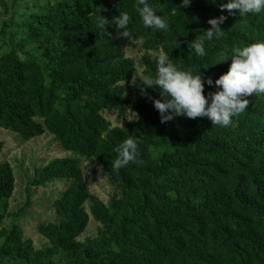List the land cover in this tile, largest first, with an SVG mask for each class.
<instances>
[{
    "label": "trees",
    "instance_id": "trees-1",
    "mask_svg": "<svg viewBox=\"0 0 264 264\" xmlns=\"http://www.w3.org/2000/svg\"><path fill=\"white\" fill-rule=\"evenodd\" d=\"M147 2L167 18V31L144 27L139 0H13L0 17V132L25 143L49 134L76 156L35 170L27 184L29 199L33 188L66 183L53 205L59 222L37 228L49 247L37 250L20 225L29 202L9 211L16 178L0 142V264H264V94L248 97L247 109L219 127L206 117L161 123L140 93L162 53L214 82L234 46L264 40V11L229 14L220 8L228 0ZM96 9L108 21L128 12L129 39L117 38L114 26L112 39L100 30ZM220 15L223 36L205 41L206 55L197 56L193 40ZM129 44L145 53L141 76L126 57ZM216 90L205 85L204 93ZM130 111L135 121L121 128L105 118L112 112L125 121ZM130 136L142 163L114 169L115 148ZM80 158L114 182L119 193L108 205L90 193ZM91 219L97 237L82 243Z\"/></svg>",
    "mask_w": 264,
    "mask_h": 264
},
{
    "label": "clouds",
    "instance_id": "clouds-1",
    "mask_svg": "<svg viewBox=\"0 0 264 264\" xmlns=\"http://www.w3.org/2000/svg\"><path fill=\"white\" fill-rule=\"evenodd\" d=\"M190 2L191 0H181L180 7H188ZM220 8L221 11L227 10L229 14H233L232 10H237L240 16L260 14L264 11V0H228L227 3L221 4ZM96 11L98 13L97 27L100 30L108 33L107 27L114 26L117 38L129 39L131 16L128 12L121 11L111 21H108L99 14V9ZM135 11L144 27L156 31L168 30L167 18L158 15L157 10L150 6L147 0H139V6ZM225 19L224 15H220L207 21L210 27L192 42V48L197 56L206 55L205 41H212L223 36L224 30L220 25ZM110 37L112 39L111 35ZM230 58L228 71L213 82L210 77H205L199 70L182 68L162 53L156 58L155 73L141 77L140 82L143 87L140 88V93L152 100L161 123L177 116L190 119L206 117L212 125L227 127L234 117L247 109L248 97L264 94V40L234 46ZM205 85L209 87L214 85L217 90L205 95ZM146 88L158 90L160 98L152 99L147 96ZM138 145V139L131 136L120 143L115 148L117 156L113 161V168L119 170L130 162L142 163L138 160Z\"/></svg>",
    "mask_w": 264,
    "mask_h": 264
},
{
    "label": "rangeland",
    "instance_id": "rangeland-1",
    "mask_svg": "<svg viewBox=\"0 0 264 264\" xmlns=\"http://www.w3.org/2000/svg\"><path fill=\"white\" fill-rule=\"evenodd\" d=\"M12 4L13 0H0L1 19L9 16L8 11L11 10ZM125 54L127 58L135 61L137 76H141L140 62L145 53L141 50L140 44H129ZM130 91L135 94V90L131 85ZM135 117L136 114L130 111L125 121H119L112 112L105 113V118L114 127L120 128L135 121ZM0 142L4 143L1 161L11 165L16 178V189L10 200L9 211L14 213L29 202V207L26 209L24 218L20 220V225L25 237L33 242L34 248L43 250L49 247V244L38 234L37 228L42 224H57L59 222L53 205L66 191V183L55 182L46 188H33L29 199L26 194L27 184L34 178L35 170L44 168L55 159L76 156L63 151L49 134L25 143L17 135L1 131ZM80 160L90 193L98 197L105 205H108L113 196L119 193L114 182L94 160L85 158H80ZM89 205V203L86 205L87 209H89ZM10 224L9 220H5L2 226L9 227ZM99 228L100 225L91 219L86 232L79 238V241L84 243L87 240L96 239Z\"/></svg>",
    "mask_w": 264,
    "mask_h": 264
}]
</instances>
